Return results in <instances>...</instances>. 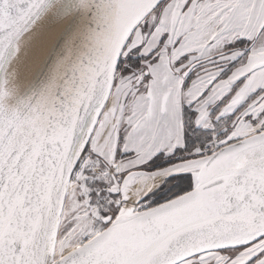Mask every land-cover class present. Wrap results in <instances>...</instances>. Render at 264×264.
<instances>
[{
	"label": "snow or ice",
	"instance_id": "6c2138e0",
	"mask_svg": "<svg viewBox=\"0 0 264 264\" xmlns=\"http://www.w3.org/2000/svg\"><path fill=\"white\" fill-rule=\"evenodd\" d=\"M0 264H264V0H0Z\"/></svg>",
	"mask_w": 264,
	"mask_h": 264
},
{
	"label": "bare ground",
	"instance_id": "6f19581e",
	"mask_svg": "<svg viewBox=\"0 0 264 264\" xmlns=\"http://www.w3.org/2000/svg\"><path fill=\"white\" fill-rule=\"evenodd\" d=\"M37 55H39V53H37ZM22 72H23L24 74H26V73H27V68H23V69H22Z\"/></svg>",
	"mask_w": 264,
	"mask_h": 264
}]
</instances>
